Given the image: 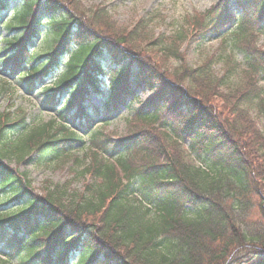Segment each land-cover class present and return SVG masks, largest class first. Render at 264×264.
Returning a JSON list of instances; mask_svg holds the SVG:
<instances>
[{
  "label": "trees",
  "instance_id": "trees-1",
  "mask_svg": "<svg viewBox=\"0 0 264 264\" xmlns=\"http://www.w3.org/2000/svg\"><path fill=\"white\" fill-rule=\"evenodd\" d=\"M77 1L0 0V68L45 104L64 101L58 123L0 115V264L79 253L76 264H264V0H220L173 38L152 34V18L128 31ZM45 18L52 33L32 51ZM209 36L230 38L242 80L229 85L234 66L217 77L212 56L169 71L184 43ZM139 90L151 93L144 103ZM124 110L115 141L100 127ZM82 146L80 192L47 182L39 196L19 168L79 164Z\"/></svg>",
  "mask_w": 264,
  "mask_h": 264
},
{
  "label": "rangeland",
  "instance_id": "rangeland-1",
  "mask_svg": "<svg viewBox=\"0 0 264 264\" xmlns=\"http://www.w3.org/2000/svg\"><path fill=\"white\" fill-rule=\"evenodd\" d=\"M85 10H105L111 19L112 23L120 29L132 31L138 22L145 18H152L153 22L150 31L154 35H166L167 38L177 36L180 31L188 30L189 32L194 29L193 19L198 18L201 20L203 15L212 11V7L220 2V0H78L77 1ZM19 7L18 2L11 3V11ZM223 8V6H221ZM231 13H239L235 2H231L228 7ZM47 18L44 19L41 27V36L45 37L52 33ZM210 40L205 41L202 45L197 46L195 43L189 45L188 42L184 43L181 47V63L172 60L168 65L169 71H176L181 69L185 62L189 65H200L208 58L215 57L217 59L214 71L217 77L224 75L226 70L231 69L233 66L235 71L230 75V84L237 80H242L244 75L242 72L243 57L235 47L230 38L225 40H217L216 37L209 36ZM225 41V42H224ZM38 41L35 43L34 48L40 52L45 47V43ZM258 48L264 50V36L259 35L256 40ZM103 66L107 69V58H104ZM61 73L59 69L56 76ZM6 75L0 69V76ZM234 76V77H233ZM13 78L14 85H8L7 91H2L0 96V115L5 112H10L15 116L25 114L28 121L31 123L46 124L51 121L59 122L56 114L59 107H52L49 104H44L43 95L35 93L30 95L26 92L24 86L21 87L19 81ZM55 79L49 80L51 84ZM5 79L0 78V89L6 87ZM105 88H108V78H103ZM264 86V81H261ZM138 96L142 103L148 100L151 96L149 91H138ZM64 101H60L57 106H61ZM94 104L99 105V101L93 98ZM136 107L139 106L137 102ZM132 116L131 112L124 110L117 115V117L109 124L100 129H104L107 136L113 140L121 137L126 130L127 120ZM186 147H189V142H186ZM89 148V147H86ZM79 147L75 155L80 159V163L74 162V159H68L62 163L51 165L49 167L38 168L34 163L28 162L20 166L21 170L28 172L30 179L33 183V188L39 196H43L42 188L47 182L54 184H67L70 183V189L74 192H80L83 189L87 180L83 181L81 178H75L74 171H82L86 164L84 156L87 154V149ZM194 156V155H193ZM16 166V164H12ZM122 175V173H120ZM82 253L76 254L72 259V264H76ZM14 264H20L17 258Z\"/></svg>",
  "mask_w": 264,
  "mask_h": 264
}]
</instances>
